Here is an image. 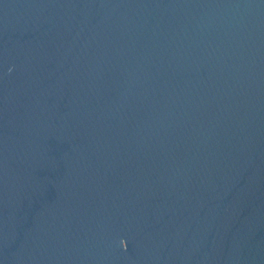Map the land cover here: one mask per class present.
Wrapping results in <instances>:
<instances>
[{"label":"water","instance_id":"1","mask_svg":"<svg viewBox=\"0 0 264 264\" xmlns=\"http://www.w3.org/2000/svg\"><path fill=\"white\" fill-rule=\"evenodd\" d=\"M0 264H264V0H0Z\"/></svg>","mask_w":264,"mask_h":264}]
</instances>
